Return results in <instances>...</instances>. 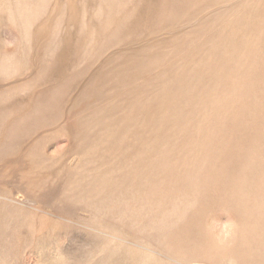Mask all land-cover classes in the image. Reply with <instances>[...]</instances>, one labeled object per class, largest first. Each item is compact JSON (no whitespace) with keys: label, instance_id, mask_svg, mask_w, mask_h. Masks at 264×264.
Instances as JSON below:
<instances>
[{"label":"rangeland","instance_id":"obj_1","mask_svg":"<svg viewBox=\"0 0 264 264\" xmlns=\"http://www.w3.org/2000/svg\"><path fill=\"white\" fill-rule=\"evenodd\" d=\"M196 260L264 264V0H0V264Z\"/></svg>","mask_w":264,"mask_h":264},{"label":"bare ground","instance_id":"obj_2","mask_svg":"<svg viewBox=\"0 0 264 264\" xmlns=\"http://www.w3.org/2000/svg\"><path fill=\"white\" fill-rule=\"evenodd\" d=\"M139 176V175H138ZM140 177V176H139ZM145 180V179H144ZM142 182V181H141ZM132 186V185H131ZM144 188V187H143ZM146 189V188H145ZM136 190V189H135ZM133 191V190H132ZM138 191V190H137ZM145 191V190H144ZM148 191V190H147ZM147 193V192H146ZM154 193V192H153ZM116 194V193H115ZM141 195V194H140ZM110 196H112V195H110ZM143 196V195H142ZM150 196V195H149ZM152 196V195H151ZM170 196V195H169ZM159 197H160V195H159ZM173 197V196H172ZM149 198H152V197H149ZM157 198V197H156ZM169 198V197H168ZM178 198V197H177ZM166 199V198H165ZM150 200V199H149ZM149 200H148V202H149ZM169 200V199H168ZM181 200V199H180ZM151 201H152V199H151ZM163 201V200H162ZM173 201V200H172ZM175 201H177V200H175ZM174 201V202H175ZM113 203V202H112ZM171 203V202H170ZM185 203V202H184ZM174 204V203H173ZM180 204H181V202H180ZM184 206V205H183ZM182 206V207H183ZM111 207V206H110ZM131 207V206H130ZM133 207V206H132ZM139 207H140V204H139ZM155 207V206H154ZM112 208V207H111ZM174 208V207H173ZM116 209V208H115ZM120 209V208H119ZM123 209V208H122ZM143 209V208H142ZM150 209V208H149ZM151 210H152V208H151ZM181 210V209H180ZM144 211V210H143ZM128 213H130V212H128ZM160 213H161V211H160ZM123 214V213H122ZM125 214V213H124ZM132 214V213H131ZM177 214V213H176ZM132 216H133V214H132ZM137 216V215H136ZM190 264H209L208 262H206V261H204V260H196V261H194V262H190Z\"/></svg>","mask_w":264,"mask_h":264}]
</instances>
